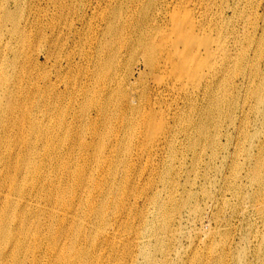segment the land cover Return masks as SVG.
I'll list each match as a JSON object with an SVG mask.
<instances>
[{
  "label": "rangeland",
  "instance_id": "1",
  "mask_svg": "<svg viewBox=\"0 0 264 264\" xmlns=\"http://www.w3.org/2000/svg\"><path fill=\"white\" fill-rule=\"evenodd\" d=\"M153 1L0 0V40L1 30L14 28L18 21L23 26L24 21L31 18L33 27V29L23 28V31L28 34V41L25 58L20 62L21 76L17 79V69H11L14 78L10 82L9 98L0 92V101L4 104V108L0 110V148L1 146L18 147V150H9L12 155L11 166L6 163L9 157H5L4 171L7 175L4 177L6 179L11 172L15 173L14 162L26 151L23 147L30 146L28 158L19 162V166L17 165L18 171L13 183L15 191L22 188L23 191L19 192L27 194L32 188L34 190L32 197H37L36 200L40 199L42 205L50 197L52 200L58 198L62 207V210L57 209L52 220L43 214L44 210H39L36 214L31 212L29 219L37 216L33 222L29 219L21 220L23 208L5 220L0 235V246L3 250L0 264H18L19 261L24 264L37 262L50 264L52 259L54 264L59 257L53 258V256H57L63 246L71 243L74 244L75 251L65 253L64 259L58 264H84L86 259L88 264H133L135 253H130L127 245H133L137 240V234H143L150 228L143 218L149 214L152 207H149L143 199L148 194L153 196L151 187L158 188L160 191L165 189L163 199L169 202L171 192L182 173L183 177L180 179L182 184L185 183L186 178L193 184L194 182L201 185L205 183L204 189L207 191H214V185L222 180V176H217L215 179V174L208 170L207 157L201 153L198 155L202 157L200 166L193 167L196 164L193 162V157L196 155L188 150L189 137L192 134L191 130L187 131V125L190 123L189 109L181 115L174 105V96L167 88H158L157 74L145 67L141 57L127 59L124 66L127 67V71L129 68H136L134 89L138 92L142 90L141 96L146 95L149 89L159 90L161 93L155 97V101L159 103L149 112L153 117H158V122L165 124L164 133H158L154 143L147 140V123L145 124L144 116L148 111L129 114L136 120L135 126L138 127L134 139H130L133 133L127 129V121L122 120L129 112H126L124 107L120 108L115 101L114 103L106 102L103 106L109 109L108 115H111V120L102 117L98 107L100 99L98 90L102 80L99 78V82L96 83L97 76L91 69L85 81L80 69L76 65L71 66L72 61L75 63L82 61V56H79L82 51L88 55L92 46L96 48L98 43L101 44L104 41L106 29L104 13H108V18L112 19L113 10L116 7L118 9L123 7L128 15L136 13L132 21L137 23L139 16L149 9ZM253 2L257 6L262 0H253ZM173 9L171 7L169 11ZM262 14H264V8L260 15ZM250 15L254 16L253 10L250 11ZM257 18L256 13V20ZM69 28L75 31L71 35H69ZM78 31L80 35H85L82 41L76 44ZM157 35L158 33L156 37ZM260 44L264 51L262 32L256 37V51ZM262 64L264 65V58L256 62V69ZM120 72L119 78L122 79L118 81V85L121 83L120 89L126 88L125 83L126 86L129 84V93H131L130 82L124 80L123 70ZM6 74L3 73L2 78ZM82 81H85V86L86 82L88 83L87 91L89 92L80 91L81 88L76 89ZM256 96L264 97V94L256 92ZM137 98L140 97L137 96ZM186 105H183V101L181 102V108ZM261 110L262 107L259 112L256 111V117L247 114L244 120L240 119L241 121L237 123L242 122L244 126L233 134L235 138L230 147L227 172L228 177L232 176L228 179L230 182L233 181V177L236 180L238 173L244 174L249 169V166L246 168L244 165V160L250 154L249 150L252 147L250 139L254 135H256V145H260L259 138L263 141L260 145L261 159L256 165L264 162V126L260 122L263 120ZM222 111L224 117H230V103ZM243 116L239 114V117ZM255 118L258 125L255 130L249 132L245 129V125L248 122L253 123ZM210 131L218 137L217 131L213 129ZM242 133L245 134L244 139H240ZM247 135H249V146L245 144ZM218 139L220 140L221 137ZM130 140L131 143H129ZM226 143L224 139L217 149L221 151ZM126 146L127 151L120 154L121 149L124 150ZM1 154L4 155V149L1 150ZM117 158L126 161L129 167L114 170L112 162ZM69 160L71 170L81 168L84 171L83 176L78 179L79 182L88 177L91 180L103 182L104 196L93 194V189L90 191L88 183L85 196L81 200L84 190L80 197H77L79 191L75 189L64 194L63 188L68 182L69 175H66L62 168ZM28 161L29 170L26 175H23V168ZM221 162V159L216 162L217 167L222 166ZM39 171L42 177L37 179L36 173ZM157 172L162 173L160 179ZM205 178L207 179L204 180ZM127 179L128 191H125ZM249 181L251 182V179ZM83 183L81 182L80 185ZM58 186L59 194L56 193ZM250 186L248 179L243 182L242 194H250ZM257 188L256 186V190ZM88 199L92 202L96 201V204L103 209L99 212L90 210ZM136 199L141 200L135 206ZM182 202L178 204V207L182 205ZM191 203H193L192 200H190ZM201 204L203 206L205 202ZM246 204L249 205L248 202ZM261 205L263 202L256 204V209H260ZM90 211L91 213L87 216L86 214ZM89 217L91 219L86 220ZM9 228L12 236L8 239L5 234ZM51 228L58 233L62 232L63 235H58L62 240L60 244L48 237ZM190 233L195 236L193 230ZM216 241L220 242V237L217 236ZM181 245L184 248L175 246L171 252L175 249L186 251L191 243L183 240ZM17 246L27 250L17 253L14 251ZM167 246L168 244L165 245L164 251ZM152 247L159 249L161 244H153ZM136 250L134 244V251ZM163 252L159 253L157 258V261L163 264L173 262L189 264L193 254L188 252L179 258L171 255L172 260L166 261ZM145 261L146 264H150L148 258L138 261V264ZM249 264H264V251L258 248L257 242L256 262L251 260Z\"/></svg>",
  "mask_w": 264,
  "mask_h": 264
},
{
  "label": "bare ground",
  "instance_id": "2",
  "mask_svg": "<svg viewBox=\"0 0 264 264\" xmlns=\"http://www.w3.org/2000/svg\"><path fill=\"white\" fill-rule=\"evenodd\" d=\"M171 7L174 9L169 11ZM263 8L264 0L257 6L253 0H154L149 9L142 13L135 23L132 21L136 15L135 12L128 15L123 7L121 9L116 7L112 13V19L108 18V13L103 14V20L106 23L105 38L101 43L103 46L99 43L96 48L92 46L88 55L82 51L79 55L82 56L80 63L72 61L71 66L76 65L80 69L85 81L91 69L97 76L96 83L99 82V78L102 80L98 90L100 115L111 120V115H108L109 109L103 106L106 102L114 103L115 101L120 108L124 107L129 113L122 120L127 121L126 127L133 133L130 139H134L138 127L135 126L136 120L129 114L148 111L144 116L145 124L147 123V140L154 143L158 133H164L165 124L158 122V117H153L149 112L159 103L155 101V97L161 93L159 90L149 89L146 95L141 96L142 90L138 92L134 89L136 68H129L127 71V67L124 66L127 59L141 57L145 67L157 74L158 88L165 87L174 96V105L181 115L189 109L190 123L187 125V131L191 130L192 134L189 137L188 150L196 155L193 157V162H196L193 167L200 166L202 157L198 155L201 153L207 157L208 170L215 174V179L217 176H222V180L214 185V191H207L204 189L205 183L201 185L194 182L193 184L186 178L185 183L182 184L180 181L183 177L182 173L171 192L169 202L163 199L165 189L160 191L158 188L151 187L153 196L148 194L143 199L149 207H152L149 214L143 218L150 228L143 234H137V240L133 245H127L128 251L135 253L133 264H138V261L144 258H148L150 264H163L158 262L157 258L159 253L164 251L166 244L168 246L163 252L166 261L172 260L171 255L179 258L191 252L193 254L189 264H249L251 260L256 262V242L258 248L264 251V162L256 165L262 155L260 145L263 141L260 138L258 139L260 145H256V135L250 139L252 147L249 150L250 154L244 160V165L246 168L249 166V169L244 174L238 173L236 180L233 177L231 182L228 179L232 176H227L230 147L235 138L234 131L236 133L244 126L242 122L237 123L248 116L247 114L256 117V111L259 112L262 107L263 120L260 122L264 126V97L256 96V92L264 94V65L256 69V62L264 58L261 44L256 51L257 34L262 32L264 36V14L260 15ZM251 10L254 11L253 17L250 15ZM23 28L33 29L31 18L24 21L23 26L18 21L14 28L1 30L0 92L8 98L11 92L10 82L14 78L11 69H17V79L22 74L20 62L25 58L28 41V34L23 31ZM74 32L73 28H69V35ZM156 33H158L157 37ZM84 35H80L78 31L76 44L82 41ZM121 70H123L124 80L130 82L131 93H129V84L126 86L125 83L124 90L120 89L121 83L118 85V81H122L119 78ZM3 73H7L4 78H2ZM85 81L78 84L76 89L81 88L80 91L89 92L87 91L89 85L86 82L85 86ZM138 81L141 80L138 79ZM182 101L183 105L187 104L184 108H181ZM228 103L231 108L230 117H224L222 109ZM3 108L4 104L0 101V110ZM239 114L244 116L239 117ZM256 125L258 123L256 124L255 118L253 123L248 122L245 125V129L251 132L256 129ZM211 129L218 132L220 140L213 131H210ZM244 138L245 134H240V139ZM248 138L249 135L246 136L245 141L247 146H249ZM224 139L227 143L219 151L217 146L222 144ZM23 148L26 151L14 162L15 173L11 172L6 179L4 177L7 175L4 171L5 157H9L6 163L11 166L12 155L9 150H18V147L1 146L0 148V235L4 221L22 208L21 220H28L31 212L36 214L39 210H44L43 214L52 220L57 209L62 210L58 198L52 200L48 197L42 205L40 199L36 200L37 197H32L34 191L32 188L27 194L19 192L23 191L22 188L15 191L13 183L18 171L17 165L25 161L30 152V146L26 145ZM3 149L4 155L1 154ZM126 151L127 146L124 150L121 149L120 154ZM219 159L222 160L221 167L216 165ZM70 164L69 160L62 168L63 172L69 175L68 182L63 188L64 194L75 189L79 191L77 197H80L84 190L81 200L85 196L88 183L90 191L93 189V194L104 196L103 182H97L88 177L82 180L81 182L84 183L80 185L81 182L78 179L83 176L84 171L81 168L71 170ZM112 166L114 170H117L121 167L128 168L129 164L117 158L113 160ZM29 167L28 161L23 168V175H26ZM157 173L160 179L162 173ZM36 177L40 179L42 173L37 172ZM247 179L251 184V193L244 195L242 186ZM127 186L128 179L125 181V191H128ZM59 192L58 186L56 193L59 194ZM107 195H109L108 192ZM139 200L141 199L135 200V206ZM190 200L194 204H190ZM181 201H183L182 205L178 207ZM202 202H205L203 206ZM261 202H263L261 208L256 209V204ZM87 203H90L88 205L90 210L99 212L103 209L96 204V201L92 202L88 199ZM90 213L91 211L86 215L89 216ZM36 218L37 216L29 221L33 222ZM90 219L91 217L86 218V220ZM192 230L195 236L190 233ZM60 234L63 235L62 232L58 233L51 228L48 237L60 244L62 241L58 236ZM5 235L8 239L12 236L10 228ZM217 236L220 237V242L216 241ZM183 240L191 243L188 249L186 251L175 249L171 252L175 246L184 248L181 245ZM157 243L161 244V248L154 249L152 245ZM134 244L136 251H134ZM201 246L204 247L201 248ZM25 250L27 249L18 246L14 248L17 253ZM74 251L73 243L63 246L58 255L53 256V258L59 257L54 264L61 262L65 253ZM2 253L0 246V261ZM18 264L24 263L19 261ZM84 264H88V259L84 261ZM142 264H146V261Z\"/></svg>",
  "mask_w": 264,
  "mask_h": 264
}]
</instances>
